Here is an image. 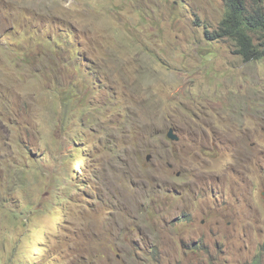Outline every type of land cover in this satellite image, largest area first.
<instances>
[{
    "label": "rangeland",
    "instance_id": "1",
    "mask_svg": "<svg viewBox=\"0 0 264 264\" xmlns=\"http://www.w3.org/2000/svg\"><path fill=\"white\" fill-rule=\"evenodd\" d=\"M225 12L0 0V264H264V56Z\"/></svg>",
    "mask_w": 264,
    "mask_h": 264
},
{
    "label": "trees",
    "instance_id": "2",
    "mask_svg": "<svg viewBox=\"0 0 264 264\" xmlns=\"http://www.w3.org/2000/svg\"><path fill=\"white\" fill-rule=\"evenodd\" d=\"M255 35L261 39L256 42ZM211 39H229L246 62L264 55V0H226V12Z\"/></svg>",
    "mask_w": 264,
    "mask_h": 264
},
{
    "label": "water",
    "instance_id": "3",
    "mask_svg": "<svg viewBox=\"0 0 264 264\" xmlns=\"http://www.w3.org/2000/svg\"><path fill=\"white\" fill-rule=\"evenodd\" d=\"M168 137L171 138L172 140H179L178 135L174 132L173 129H170V131L168 132ZM262 195L264 196V191L262 192Z\"/></svg>",
    "mask_w": 264,
    "mask_h": 264
},
{
    "label": "clouds",
    "instance_id": "4",
    "mask_svg": "<svg viewBox=\"0 0 264 264\" xmlns=\"http://www.w3.org/2000/svg\"><path fill=\"white\" fill-rule=\"evenodd\" d=\"M264 56V55H263ZM259 59V58H258ZM257 59V60H258ZM255 61V60H254ZM251 62V61H250ZM171 129H173L174 130V128H171ZM170 131V130H169ZM174 132H175V130H174ZM176 133V132H175ZM177 134V133H176ZM178 135V134H177ZM178 137H179V135H178ZM169 138V137H168ZM180 138V137H179ZM169 139H171V138H169ZM172 140V139H171ZM173 141H177V140H173Z\"/></svg>",
    "mask_w": 264,
    "mask_h": 264
}]
</instances>
